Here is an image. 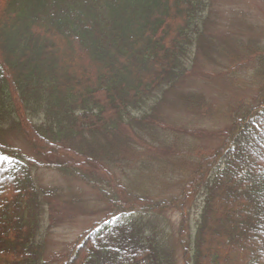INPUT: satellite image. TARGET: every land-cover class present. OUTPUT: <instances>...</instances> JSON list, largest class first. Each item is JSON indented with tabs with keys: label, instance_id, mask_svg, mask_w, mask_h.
I'll list each match as a JSON object with an SVG mask.
<instances>
[{
	"label": "trees",
	"instance_id": "obj_1",
	"mask_svg": "<svg viewBox=\"0 0 264 264\" xmlns=\"http://www.w3.org/2000/svg\"><path fill=\"white\" fill-rule=\"evenodd\" d=\"M212 1L0 0V264H42L37 237L43 200L34 170L61 171L99 188L95 177L76 171L89 169L86 153L76 156L69 147L99 153L109 166L116 163L109 151L118 154L122 145L152 151L140 162L143 172L163 153L167 158L158 164L188 163V179L176 196L153 198L138 175L116 180L121 187L107 173L104 186L116 194L104 191L114 198H108L110 208L139 213V220L117 223L111 214L79 237L61 264H173L174 247L152 230L154 214L165 210L179 214L182 264H264V113H258L264 88L255 103L230 102L221 115L227 129H179L186 138L221 137L214 150L188 143L176 151L169 141L174 132L155 117L163 102L155 92L179 88L203 55L215 51L233 59L245 52L238 42L227 46V34L220 38L207 29ZM250 54L264 65V50ZM240 68L233 62L228 70ZM10 130L38 159L6 143ZM198 196L188 238L183 213ZM232 252L239 258H230Z\"/></svg>",
	"mask_w": 264,
	"mask_h": 264
},
{
	"label": "rangeland",
	"instance_id": "obj_2",
	"mask_svg": "<svg viewBox=\"0 0 264 264\" xmlns=\"http://www.w3.org/2000/svg\"><path fill=\"white\" fill-rule=\"evenodd\" d=\"M212 2L213 13L208 20L210 24L207 29L220 38L222 34H227L222 37L227 46L229 45L231 49H234L233 46H236V42H238V46L245 52L244 55L233 59L227 58L224 54L223 57H219L214 53L215 51L212 52L213 55L208 53V56L205 55L206 57L200 56L199 63L197 62L187 73V77L178 83L179 88L163 95L160 92H155L153 97L163 100L155 117L161 124L167 125L163 127L165 131L174 132L169 141L176 145L174 147L176 151L177 149H186L185 146L188 143L192 147L201 145L202 148L207 147L213 150L219 148L221 137L198 138L188 133L186 135L193 138H186L183 137L182 133L179 134V129L181 131L185 129L207 131L227 129L229 122L224 117L221 118V115L231 104L230 102L238 100L237 102L240 101L241 105L249 101H251L250 104L255 103L254 100L260 99V92L264 88V65H260V61H256V56L250 54L251 51L255 53L256 50L258 53L264 50V2L261 0H213ZM233 62L242 63V68L232 73L229 72L228 68L232 67ZM257 71L263 73L257 74ZM187 96L192 101L185 102L184 98H188ZM193 103L197 105L194 106ZM196 106L198 107L196 108ZM258 113H264V107L259 109ZM181 126L185 127L179 128ZM154 127L160 129L156 125ZM123 130H121L122 133ZM83 136H85L86 144L90 145L87 141V138L90 140L89 133H85ZM3 137L6 143L8 142L19 149L27 158L38 159L14 130L7 131ZM146 140L153 145L158 143L157 139L147 138ZM121 148L122 150L118 154L115 151L108 153V156L116 162H113L118 166L116 167L112 164L108 166L102 163L103 158L99 156V153L95 154L92 151L69 147L76 156L86 153L83 157L87 164L90 163L89 169L81 168L76 169V171L82 177H87L90 180V177H95V183L99 188H93L91 184L84 183L79 177L69 176L64 172L46 167L33 171V179L40 193H42L43 200V207L40 208L39 214L41 223H39L37 237V244H39L42 254V264H61L79 237L85 235V232L89 233L91 230L99 229L98 223L115 212L113 218L117 223L139 220L141 215L139 213H124L117 207L110 208L108 198L112 200L114 198L107 197L104 191L112 193L115 191L104 186L107 182V173L109 174L108 178L113 181L112 184L121 185V187L123 186L118 181L122 182L123 176L131 178L138 175V183L146 186L153 198L176 196L188 179L189 170L186 167L188 163L181 165V160L171 159L170 164L163 166L158 164L157 159L162 157V161H164L167 157L163 153H157L154 159L149 160V167L143 172L140 162L142 160L144 163L148 162L147 156H152L150 154L152 151L139 153L133 151V148L128 147V145H122ZM174 153L173 151L170 156ZM72 159L74 161L75 158ZM74 164L78 166V160L75 159ZM159 169L162 172H159ZM100 187H103L102 190ZM119 193L117 192V195ZM113 195L116 194L113 193ZM144 195L148 194L145 192ZM200 203L199 196L193 197L184 210L183 214L188 218V238L189 233L193 234ZM152 220L153 233L157 237L163 238L166 245L165 240L168 239L167 247L170 250L174 247L172 251L174 255L173 264H182L181 251L176 245V229L179 224L178 212L165 210L154 214ZM235 255L237 254L230 253V258ZM235 257L239 258V256ZM251 262L253 263L252 259H248L244 263L250 264Z\"/></svg>",
	"mask_w": 264,
	"mask_h": 264
},
{
	"label": "bare ground",
	"instance_id": "obj_3",
	"mask_svg": "<svg viewBox=\"0 0 264 264\" xmlns=\"http://www.w3.org/2000/svg\"><path fill=\"white\" fill-rule=\"evenodd\" d=\"M23 154V153H22ZM24 155V154H23Z\"/></svg>",
	"mask_w": 264,
	"mask_h": 264
}]
</instances>
